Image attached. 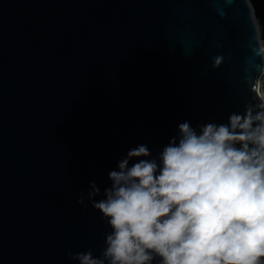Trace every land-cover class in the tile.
<instances>
[{"label":"water","instance_id":"95a60500","mask_svg":"<svg viewBox=\"0 0 264 264\" xmlns=\"http://www.w3.org/2000/svg\"><path fill=\"white\" fill-rule=\"evenodd\" d=\"M259 22L252 0H0V264L99 257L112 229L77 198L256 103Z\"/></svg>","mask_w":264,"mask_h":264},{"label":"clouds","instance_id":"9594fccd","mask_svg":"<svg viewBox=\"0 0 264 264\" xmlns=\"http://www.w3.org/2000/svg\"><path fill=\"white\" fill-rule=\"evenodd\" d=\"M258 55L264 60V47ZM222 56L213 58L219 68ZM253 100L228 124H179L158 158L131 149L110 171L104 199L92 182L87 200L112 231L99 257L68 252L79 264H264V65ZM158 258V259H157Z\"/></svg>","mask_w":264,"mask_h":264},{"label":"bare ground","instance_id":"6f19581e","mask_svg":"<svg viewBox=\"0 0 264 264\" xmlns=\"http://www.w3.org/2000/svg\"><path fill=\"white\" fill-rule=\"evenodd\" d=\"M251 9H252V13H253L254 17H256V16H255V10H254V8H253L252 5H251ZM258 29H259L260 35H261V37H262V25H261L260 22L258 23ZM261 42H262L263 47H264V38H263V37L261 38Z\"/></svg>","mask_w":264,"mask_h":264},{"label":"trees","instance_id":"16d2710c","mask_svg":"<svg viewBox=\"0 0 264 264\" xmlns=\"http://www.w3.org/2000/svg\"><path fill=\"white\" fill-rule=\"evenodd\" d=\"M252 1H253V4H254L255 8H256V12H257L258 10H259L260 13L264 11L263 8H262V6H260V5L258 4V0H252Z\"/></svg>","mask_w":264,"mask_h":264},{"label":"flooded vegetation","instance_id":"af4514ba","mask_svg":"<svg viewBox=\"0 0 264 264\" xmlns=\"http://www.w3.org/2000/svg\"><path fill=\"white\" fill-rule=\"evenodd\" d=\"M258 4H259V2H258ZM258 13H260L259 10H258Z\"/></svg>","mask_w":264,"mask_h":264},{"label":"rangeland","instance_id":"374dc122","mask_svg":"<svg viewBox=\"0 0 264 264\" xmlns=\"http://www.w3.org/2000/svg\"><path fill=\"white\" fill-rule=\"evenodd\" d=\"M257 15H258V11H257ZM259 18V17H258Z\"/></svg>","mask_w":264,"mask_h":264}]
</instances>
